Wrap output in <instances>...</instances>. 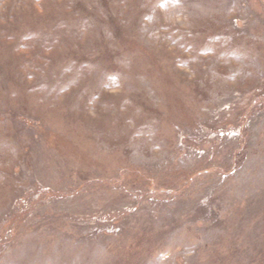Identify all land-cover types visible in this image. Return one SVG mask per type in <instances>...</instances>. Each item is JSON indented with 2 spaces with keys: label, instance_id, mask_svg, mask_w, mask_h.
I'll use <instances>...</instances> for the list:
<instances>
[{
  "label": "rangeland",
  "instance_id": "374dc122",
  "mask_svg": "<svg viewBox=\"0 0 264 264\" xmlns=\"http://www.w3.org/2000/svg\"><path fill=\"white\" fill-rule=\"evenodd\" d=\"M0 264H264V0H0Z\"/></svg>",
  "mask_w": 264,
  "mask_h": 264
}]
</instances>
